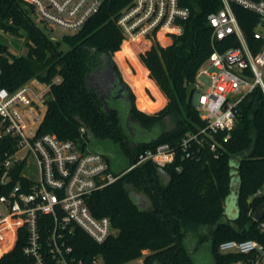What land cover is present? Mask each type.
<instances>
[{
  "label": "trees",
  "instance_id": "trees-1",
  "mask_svg": "<svg viewBox=\"0 0 264 264\" xmlns=\"http://www.w3.org/2000/svg\"><path fill=\"white\" fill-rule=\"evenodd\" d=\"M130 1L106 0L80 30L54 41L50 36L53 29L37 20L32 3L0 0V29L17 35L25 31L33 44L28 55L16 56L0 34V87L15 90L33 78L49 84L47 111L38 134L52 133L89 146L117 144L127 163L115 173H123L141 152L165 142L178 146L184 137L206 126L194 103L195 83L214 49L208 14L222 6L221 0H183L191 9L185 32L168 46L154 43L140 53V61L168 102L155 114H148L136 106L131 94L132 115L148 130L161 127L158 134L134 145L118 113L103 109L98 92L88 82L102 57L120 49L123 33L116 17ZM233 8L256 51L261 44L253 36L258 16L236 3ZM238 44V38L230 36L216 41L215 46L224 50ZM135 45L138 49L147 47ZM127 46L125 43L124 48ZM56 76L61 81H54ZM167 122L172 123L169 128L165 127ZM82 125L87 127L84 134ZM202 138L193 142L190 157L182 158L185 154L179 149L176 161L164 167L171 176L168 184L158 174L159 165L148 161L94 192L89 201L93 213L109 216L118 231L99 244L78 230L72 241L74 254L84 260L101 258L103 264H129L138 259L143 264H195L185 245L187 235L194 233L201 240L210 239L214 264L249 262L251 255L224 253L219 247L233 239L264 244V214L259 221L254 218L258 207L264 205L263 89L256 86L240 103L236 125L229 134L222 131ZM213 141L217 142L216 150L210 147ZM15 149L14 138L0 139V195L9 190L1 177L4 162ZM103 154L112 169V156ZM21 170L22 165L14 169L11 185ZM132 191L147 194L152 207L140 209ZM23 244L20 235L15 247L0 257V264L24 263Z\"/></svg>",
  "mask_w": 264,
  "mask_h": 264
},
{
  "label": "built area",
  "instance_id": "built-area-1",
  "mask_svg": "<svg viewBox=\"0 0 264 264\" xmlns=\"http://www.w3.org/2000/svg\"><path fill=\"white\" fill-rule=\"evenodd\" d=\"M28 1L44 25L78 31L106 0ZM221 2L219 9L208 14L214 49L199 69L195 83L194 103L206 126L184 137L178 146L165 142L141 152L123 173H115L104 154L88 150V143L61 139L52 133L38 134L47 108L49 84L33 78L15 90L0 87V139L16 140V149L5 160L1 177L9 190L0 195V241L4 233L10 235L11 250L23 235L26 261L20 264H103L98 257L78 258L72 245L78 230L99 244L118 231L109 216L93 213L89 205L92 194L148 161L162 167L174 163L179 149L185 154L182 158L190 157L193 142L204 139L201 135L213 137L222 131L229 134L236 125L240 103L256 86L264 91V0ZM234 3L258 16L253 36L261 44L256 51L245 36ZM190 16L191 9L183 0H131L116 21L124 41L150 48L154 43H173L185 32ZM230 36L238 38L239 44L224 50L215 46L216 41ZM81 131L84 134L87 128L82 125ZM210 147L216 150L217 142H211ZM21 151L25 155L19 157ZM32 160L35 167L28 173ZM19 165L22 170L11 185ZM261 229L264 231V222ZM219 249L252 256L249 262L238 264H264V244L257 240H227ZM138 262L143 264L142 259L129 264Z\"/></svg>",
  "mask_w": 264,
  "mask_h": 264
},
{
  "label": "rangeland",
  "instance_id": "rangeland-1",
  "mask_svg": "<svg viewBox=\"0 0 264 264\" xmlns=\"http://www.w3.org/2000/svg\"><path fill=\"white\" fill-rule=\"evenodd\" d=\"M74 32L75 31L73 30H66L60 27H55L53 29V32L50 33V36L51 38L55 37V39L53 40L56 41L61 40L64 35L72 34ZM0 34L2 35L3 40L7 43L13 55L26 56L29 54L30 46L33 44L30 42V40H28L27 33L25 31H21V34L17 35L0 29ZM125 43L128 44V42L123 40L120 45V49L115 51L112 56L106 57L112 58L113 63L116 65V69H118L121 73V76L123 78L122 80L129 87L131 94L134 95L136 106L148 114H155L167 104L168 99L164 95L156 81L150 77L149 70L142 64L139 58L140 53L146 52L151 47L138 49L135 44H128V46L124 48ZM170 44H166V46ZM144 46L145 45H143V47ZM54 81H61V77L56 76L54 78ZM46 97L48 100L50 97L49 92ZM140 99L142 103H140ZM195 101H198V96H196ZM46 111L47 108L45 110V113ZM44 116L45 114L42 115L43 119ZM171 125L172 123L167 122L165 127L169 128ZM160 129L161 127H157L154 130L153 134H147L146 137L150 139L151 137L158 134ZM99 144L96 145L95 143H92V146H89L88 150L93 151L96 150V148L99 149ZM104 145L114 151V155L112 157V170L119 171L127 163L125 157L121 153L119 146L112 143ZM103 149L105 148H102V150ZM23 155H25V151H21L18 153L19 157ZM34 167L35 163L32 160L27 172L29 173L30 170H32V168ZM230 197L233 199L235 198L234 194H232ZM228 204L231 205V202L228 201ZM3 237L4 240L0 241V251H4L0 253V256L6 253L10 247V235H6L4 233ZM185 245L188 248L189 254L195 264H214L211 241L209 238L201 240L199 234L190 233L185 238ZM140 263L141 262H138V264Z\"/></svg>",
  "mask_w": 264,
  "mask_h": 264
},
{
  "label": "flooded vegetation",
  "instance_id": "flooded-vegetation-1",
  "mask_svg": "<svg viewBox=\"0 0 264 264\" xmlns=\"http://www.w3.org/2000/svg\"><path fill=\"white\" fill-rule=\"evenodd\" d=\"M89 84L98 92L107 112H116L121 118V124L128 132L132 144L142 142L147 134H153L154 129L148 130L132 115L131 92L127 84L120 78L116 65L104 56L88 76ZM108 107H107V106ZM113 157L114 151L105 145H100Z\"/></svg>",
  "mask_w": 264,
  "mask_h": 264
},
{
  "label": "water",
  "instance_id": "water-1",
  "mask_svg": "<svg viewBox=\"0 0 264 264\" xmlns=\"http://www.w3.org/2000/svg\"><path fill=\"white\" fill-rule=\"evenodd\" d=\"M109 61L113 64V60L112 58H109ZM107 106V105H106ZM108 107V106H107ZM85 126V125H84ZM86 127V126H85ZM87 128V127H86ZM155 130V129H154ZM103 147H100L99 146V149L98 150H95L97 152H100V153H107L108 155H110L106 149H103ZM111 156V155H110ZM158 174L162 180V182L164 184H168L170 181H171V176L170 174L165 170L164 167L162 166H159L158 167ZM131 196L133 197L135 203L137 204V206L142 209V210H147L149 209L150 207H152L153 205V202H152V199L145 193L143 192H137V191H132L131 192ZM236 211V209L234 210ZM263 214H264V205H260L258 207V209L256 210L255 214H254V218L256 220H261L262 217H263Z\"/></svg>",
  "mask_w": 264,
  "mask_h": 264
},
{
  "label": "crops",
  "instance_id": "crops-1",
  "mask_svg": "<svg viewBox=\"0 0 264 264\" xmlns=\"http://www.w3.org/2000/svg\"><path fill=\"white\" fill-rule=\"evenodd\" d=\"M227 205L229 206V204H227ZM234 210H235V208H233V212H235Z\"/></svg>",
  "mask_w": 264,
  "mask_h": 264
}]
</instances>
